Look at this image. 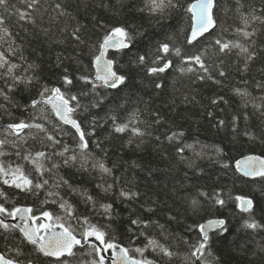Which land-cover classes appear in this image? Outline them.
<instances>
[{
    "label": "trees",
    "instance_id": "16d2710c",
    "mask_svg": "<svg viewBox=\"0 0 264 264\" xmlns=\"http://www.w3.org/2000/svg\"><path fill=\"white\" fill-rule=\"evenodd\" d=\"M178 2L179 7L165 9L161 14L150 13L147 0H41L32 21L19 20L15 15V8L24 7L20 0H9V12L0 10V15L7 17L5 25L15 41L12 47L17 50L10 59L21 64V72L29 63L37 65L23 73L37 78L32 84L27 88L21 84L10 93L11 101L0 98V103L11 113H0V125L42 115L30 107L31 101L38 98L45 85L60 87L69 94L79 95L83 107L74 118L80 122L88 141V150L81 153L76 131L59 122L50 106L42 105L43 115L50 118L47 127L61 144L45 147L50 142L45 140L42 144L44 134L40 133L20 147L7 145L0 162L13 167L21 165L26 174L37 177L33 165L22 157L29 150L33 154L52 153L51 160L45 161V166L51 169L44 177L49 183L36 194L0 183V189L8 197L0 199V203L9 210L32 208L33 216L51 212L53 222L55 217H61V222L70 226L78 238L89 226L84 223L86 218L89 224L105 232L106 242L128 248L131 257L147 258L158 264H264V228L243 227L249 217L264 225V177L247 179L237 167L243 158H264V115L261 114L264 109L255 107L264 105V87H258L264 84V24L252 23L256 34L251 40L235 32L237 27H243L240 14L255 10L256 15H261L264 0H217L214 15L218 26L192 44L187 43L192 14L186 9L195 0ZM56 4L61 5L60 10ZM116 26H125L135 36L131 48L110 54L115 71L128 80L118 89L98 87L92 92L91 85L84 84L79 76L95 77L94 58L99 55V43ZM77 27L84 43L71 36ZM217 38L245 44L255 51V59L245 69L244 57L238 50L228 54L218 52ZM162 42L181 48L182 56L202 54L209 73H181L180 67L187 64L180 56L170 54L167 59L173 67L159 76L150 75L147 68L152 66L158 44ZM8 43L0 44V50L6 54ZM20 55L26 60L21 61ZM140 55L147 57L143 65L135 63ZM64 69L74 80L67 88L62 81ZM220 71L224 72L223 76ZM198 75L206 78L197 79ZM208 75L212 78H207ZM158 83L162 87L157 88ZM0 87H4L2 81ZM236 89L248 95H241ZM85 92L88 94L80 95ZM133 113H136L134 126L145 135L115 132L111 117L124 123ZM53 122L60 124V128L54 129ZM172 133L182 135L170 142L166 137ZM64 146L70 150L60 156L58 153ZM70 155H76L77 160L65 164V158ZM97 162L111 168L112 174L94 167ZM61 178L68 183H62ZM108 185L112 187L105 191ZM121 190L138 195L128 199L120 195ZM49 191L59 195L49 196ZM87 196L93 199L88 200ZM217 196L225 201L223 205L215 202ZM238 196L253 200L251 213L240 210ZM193 199L199 202L195 207ZM62 200L72 205V217L60 208ZM105 204L112 205L109 213L101 207ZM136 219L146 222L147 227L133 225ZM215 219H223L228 231L210 234L211 255L206 251L202 260L196 259L191 253L202 236L198 226ZM149 238L169 247L176 255L162 257L147 248L141 257L135 249L145 248ZM14 248H19L22 254L16 256ZM0 250L25 263L32 260L34 264H60L37 254L18 230L0 232ZM73 252V256L61 259L68 264H95L99 260L91 243L83 242ZM110 256L108 249L104 264H111Z\"/></svg>",
    "mask_w": 264,
    "mask_h": 264
},
{
    "label": "snow or ice",
    "instance_id": "6c2138e0",
    "mask_svg": "<svg viewBox=\"0 0 264 264\" xmlns=\"http://www.w3.org/2000/svg\"><path fill=\"white\" fill-rule=\"evenodd\" d=\"M41 0H20V3L24 5L21 8H15V5H12L15 8V15L19 20L22 21H32L33 12L38 11V5ZM217 0H195V2L188 5L186 11L192 14V20L194 21L189 37L187 38V43L192 44L194 41H197L200 37H203L210 30L218 26L217 19L214 15V9L217 7ZM179 7L178 0H147L146 8L150 13H163L165 9L177 8ZM56 9L60 10L61 5L56 4ZM0 10L4 12H9V0H0ZM144 9H141L143 11ZM239 10V9H238ZM63 15V11H61ZM240 18L243 24V27H237L235 32L248 40L256 34V29L251 28L253 22H259L264 24V11L261 15H256L255 10H252L248 13H241ZM7 17L0 15V44L8 43L7 54L5 51L0 50V81L3 82L4 87H0V98L4 101H11L10 93L15 91L21 84L26 88L28 85L32 84L37 78L32 75H25L28 69H33L37 65L29 63L27 68L23 69L21 72V64L15 63L10 59V56H16V49L12 47V43H15L12 33L9 31L8 27L5 25ZM251 28V30H249ZM71 36L74 40L79 43H84V40L80 35V28L77 27L71 32ZM135 41V36L125 27V26H116L111 28L106 35H104L102 41L99 43V55L95 56L94 63L96 65V75L91 77L89 75L79 76V80L86 85H91V91L95 92L98 87H105L108 89H118L121 85H125L128 77L119 74L117 71L113 70L114 61L111 59H106V53L108 49H116L118 51L123 49H129L132 47ZM215 45L218 46V52L221 54L231 53L233 50H238L239 54L244 57V68L247 69L248 63L255 59V51H250L249 47L239 41L223 40L222 38H217L215 40ZM181 48L174 47L167 42H162L158 44L156 49L157 55L155 59L152 60L151 65L147 68L148 73L152 76H159L160 74L165 73L168 69L173 67V63L167 57L170 54L180 56L184 64H187V67H180L179 71L181 73L189 72L196 73L202 72L204 74L209 73V68L205 64L202 54H197L194 56H182ZM19 59L25 61L26 58L23 55H20ZM58 62L60 58H57ZM147 57L140 55L137 58L135 63L145 64ZM193 65L198 66L194 67ZM20 73V74H18ZM64 75L62 76L63 84L65 88L74 84L73 78L68 74V70L64 69ZM220 75L223 76L224 72L220 71ZM206 78V75H198L197 79L203 80ZM207 78L211 79L210 75ZM99 82V83H97ZM220 83V81H216ZM157 88L162 87V84H156ZM258 87H264V84L258 85ZM236 91L241 95H248L247 92H242L240 89ZM88 93H81L80 95H87ZM222 100L223 98H219ZM213 103H217L216 100ZM50 106L52 114L55 118L64 125H71L75 129L79 137V143L77 147L81 153H85L88 150V141L85 139V133L81 128L80 122L73 118L74 114L78 109L83 107L79 100V95L69 94L67 91L62 90L60 87H48L43 86L38 93V98L31 101L30 107L32 109H38L42 114L40 116H32L28 120L21 119L18 122H11L6 125H0V156H3L4 149L7 145L12 144L13 147H20L22 144L27 143L28 138L35 139L40 133L44 134V139L41 140V143L44 144V141L50 142L45 144V147H54L57 144H61V141L57 139L56 135H53L47 123L50 122V118L47 115H43L45 108L41 107ZM27 107V106H26ZM257 110L264 109V105H256ZM0 113L11 115L7 111L5 104L0 103ZM264 115V111L261 112ZM136 113H133L131 118L124 122L120 123L117 121L115 116H112L114 131L117 133H124L126 131H131L133 136H144L145 132L134 126L133 121L135 120ZM42 120L44 122H38ZM223 124V121H220ZM53 128H60V124L53 122ZM28 130V131H26ZM35 130V131H31ZM182 135V133H172L166 137L170 142ZM9 137L14 138L10 140ZM159 139V138H157ZM99 146V145H97ZM69 147L64 146L63 151L59 152L60 156H65L69 152ZM183 151V148L179 149ZM16 155H20L18 151ZM52 153L47 151H37L34 154L29 150L22 157L24 160H27L33 165V170L38 174L37 177H31L30 174H26L21 165H16L13 167L11 164H5L0 162V183L8 185L9 187H14L19 189L22 192H30L36 194L39 190L45 188L48 185V179L44 178L45 173L50 172L51 169L45 166V161L51 160ZM76 155L67 156L64 160L65 164H70L72 161H76ZM259 162V166H256V162ZM244 164L241 167V163H238L237 167L245 175L249 176H261L264 177V160H260L258 157H248ZM57 167V165H53ZM94 167L99 168V170L107 175L112 174V169L106 167L103 162H97ZM61 182L67 184L66 180L61 178ZM59 187V184L55 185ZM71 187V185H69ZM112 185H108L105 188V191L111 189ZM49 196L56 195L59 193L48 192ZM120 195L128 199H135L138 193L129 192L121 190ZM206 195V194H205ZM0 199L7 200V193L0 189ZM88 200H92L91 196H87ZM236 200L239 202V207L242 212L251 213L254 207L253 200L247 197H236ZM55 202V201H53ZM215 202L217 204L223 205L225 201L219 196H217ZM198 201L193 199V207L198 205ZM60 208L64 209L66 216H73L72 205L67 200H62L60 203ZM105 210V213H109L112 205L105 204L101 205ZM32 208H22L14 207L9 210L5 207L3 203H0V232H11L18 230L22 233L23 238L26 242L34 246V251L48 258H55V260L60 261V264H68L66 260L61 258L68 256L71 257L75 253L73 248L76 245H81L82 240L85 244L90 243V239L94 237L96 241H99L103 245V251L112 249L114 254L119 260L122 261V264H158V262L143 258L138 259L135 257L129 256V249L125 247H119L117 252V245L111 242H106L105 232L100 228H97L96 225L89 224L88 220L85 218L84 223L89 226L84 229L81 233V238L78 239L74 234V230L70 226H65L61 222V217H55V222H53V215L51 212L44 211L40 216H33ZM8 218L16 220L19 218L23 223L10 224L7 222ZM43 219L44 222L37 224V220ZM31 221V223H29ZM133 225L147 227L146 222L139 219L132 221ZM59 227L62 231L57 232L55 229ZM160 227H163L162 225ZM243 227L248 229H258L264 228V225H261L255 220L249 217V220H246ZM200 233L202 234L201 238L198 240L196 245L193 246V251L191 255L196 257V259L202 260L206 254L211 255L209 250V230H219L220 233L227 232L226 222L223 219L209 220L206 224H201L198 226ZM143 234V233H141ZM93 250L99 256V260L95 264H104L105 256L100 254L101 248L95 244H91ZM147 248H151L153 251H157L161 254L162 257L172 258L176 253H174L169 247L161 244L154 238L148 239V244L145 248L137 247L135 252L139 253L143 257L144 252ZM16 253V256H20L21 250L19 248L12 249ZM0 264H25L24 261L9 257L6 253L0 252ZM27 264H34L32 260H28ZM113 264H116V261H113ZM162 264V262H160Z\"/></svg>",
    "mask_w": 264,
    "mask_h": 264
},
{
    "label": "water",
    "instance_id": "95a60500",
    "mask_svg": "<svg viewBox=\"0 0 264 264\" xmlns=\"http://www.w3.org/2000/svg\"><path fill=\"white\" fill-rule=\"evenodd\" d=\"M214 13H215V9H214ZM193 23H194V21H193ZM214 29H215V28H214ZM214 29L210 30V32L206 33L204 36L210 34ZM204 36H203V37H204ZM203 37H200L198 40H200V39L203 38ZM198 40H197V41H198ZM194 42H196V41H194ZM194 42H193V43H194ZM120 51H121V50H120ZM114 52H119V51L116 50V49H111V48L108 49L105 58H106V59H110V54H111V53H114ZM94 68H95V74H96V65H95V64H94ZM113 70H115V64L113 65ZM73 118H74V117H73ZM66 126L71 127V125H66ZM71 128H72V127H71ZM73 129H74V128H73ZM74 130H75V129H74ZM249 157H258V158H260V160H264V158H263V157H260V156H249ZM247 158H248V157L243 158L242 160H240L239 163H241V167L244 166V164H243L242 162H245ZM256 166H257V167L259 166V162H258V161L256 162ZM238 171H239V173H240L242 176H244V177L247 178V179L254 180V179L261 178V176H249V175H245L242 171H240L239 168H238ZM31 215H32V214H31ZM10 222H11L12 224H15V223H23L22 221L19 220V218H17L16 220H13V219H12ZM29 223H31V221H29ZM205 224H206V223H205ZM55 230H56L57 232L62 231V229L59 228V227H56ZM217 231H219V230H209V235L212 234V233H214V232H217ZM78 239H79V238H78ZM81 246H82V243H81V245H76V246L73 248V251H74L76 248L81 247ZM117 246H118V245H117ZM119 247H120V246H118L117 249H116L117 252L119 251ZM0 252H2V251L0 250ZM129 256H130V255H129ZM52 259H55V258H52ZM113 261H116V264H122V261L119 260V259L117 258V256L114 254V251L111 250V264H113ZM25 264H27V263H25Z\"/></svg>",
    "mask_w": 264,
    "mask_h": 264
},
{
    "label": "rangeland",
    "instance_id": "374dc122",
    "mask_svg": "<svg viewBox=\"0 0 264 264\" xmlns=\"http://www.w3.org/2000/svg\"><path fill=\"white\" fill-rule=\"evenodd\" d=\"M41 222H44V221H43V219H41L40 223H41ZM89 239H90V243H91V244H95V245H96V242H98V241H96V240H95V238H94V237H92V238H89ZM98 244H99V247H100V248H101V250H102L100 254H102V255H104V256H105V253H107V251H108V250H107L106 252H105V251H103V247H104V246H103V245H101V244H100V242H98Z\"/></svg>",
    "mask_w": 264,
    "mask_h": 264
}]
</instances>
